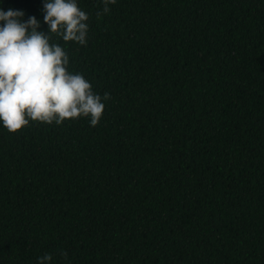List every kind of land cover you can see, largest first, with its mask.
Instances as JSON below:
<instances>
[{
  "label": "trees",
  "instance_id": "trees-1",
  "mask_svg": "<svg viewBox=\"0 0 264 264\" xmlns=\"http://www.w3.org/2000/svg\"><path fill=\"white\" fill-rule=\"evenodd\" d=\"M78 5L105 110L0 127V264H264V0Z\"/></svg>",
  "mask_w": 264,
  "mask_h": 264
},
{
  "label": "clouds",
  "instance_id": "clouds-1",
  "mask_svg": "<svg viewBox=\"0 0 264 264\" xmlns=\"http://www.w3.org/2000/svg\"><path fill=\"white\" fill-rule=\"evenodd\" d=\"M117 2L102 0L103 14ZM42 15L43 22L0 7V127L15 133L30 121L62 125L79 118H88L95 127L108 95L102 98L83 74L69 72V55L53 42L55 36L65 44L87 46L89 16L78 0H43ZM52 260L48 254L38 264Z\"/></svg>",
  "mask_w": 264,
  "mask_h": 264
}]
</instances>
